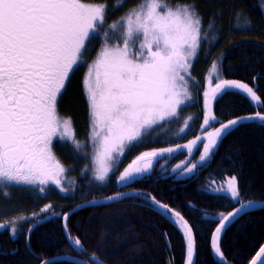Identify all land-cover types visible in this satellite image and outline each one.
<instances>
[{
    "label": "trees",
    "instance_id": "trees-1",
    "mask_svg": "<svg viewBox=\"0 0 264 264\" xmlns=\"http://www.w3.org/2000/svg\"><path fill=\"white\" fill-rule=\"evenodd\" d=\"M81 1L105 5L102 26L105 31L108 25L141 3V0ZM171 2L194 4L202 17V39L197 55L200 71L218 57L221 77L248 84L259 98L255 103L238 91L222 93L214 104L217 124L257 112L264 114V0ZM102 43L101 36L88 45L89 52L80 70L71 75L58 104L60 113L72 117L81 144L79 152L64 142L53 146V152L64 156L69 169L65 175L66 195L56 193L43 199L30 189L15 194L9 203L4 202L10 210L25 214L18 218L14 236L9 230L0 232V264H42L59 256H71L88 264L96 261L100 264H188L187 240L181 221L174 215L177 212L194 232L196 264H226L217 261L211 249L212 235L222 214L234 212L241 202H254L251 206L264 203V121L238 124L222 138L211 158L196 166L188 178H177V173H172L173 167L188 155L181 152L167 160H158L149 174L131 183L119 186L121 170L115 167L109 182L100 184L94 178L89 112L81 77ZM152 133L149 131L133 150L125 152L122 164L132 162L146 150L168 145L164 136L156 137ZM233 176L237 179L239 201L210 192L214 187H226L227 180ZM125 193L130 196L117 197ZM153 198L171 208L173 214L158 207ZM101 200L105 201L87 206ZM78 207L84 208L68 218L65 232L63 217ZM69 235L79 238L81 246H75ZM263 244L264 208L226 224L220 241L223 255L232 264H249ZM93 256L95 260L90 259Z\"/></svg>",
    "mask_w": 264,
    "mask_h": 264
},
{
    "label": "snow or ice",
    "instance_id": "snow-or-ice-1",
    "mask_svg": "<svg viewBox=\"0 0 264 264\" xmlns=\"http://www.w3.org/2000/svg\"><path fill=\"white\" fill-rule=\"evenodd\" d=\"M104 16L105 5L81 0H0V184L45 185L51 181L61 192L67 191L60 186L59 177L66 169L53 155V138L59 137L76 152L81 150V144L71 120L58 114L57 101L70 73L79 70L89 52L88 45L97 37L102 36L103 43L96 58L87 65L83 80L90 139L96 145L99 161V167L94 170L96 181L104 182L113 167L105 161L117 162L113 153L123 156L133 150L153 125L163 127L161 122L177 117L180 105L191 99L185 77L202 39V17L196 5L141 0L121 21L108 25L107 31L102 27ZM208 27L211 29L213 25ZM216 87L225 93L239 89L253 101L259 100L252 88L237 81L221 80ZM252 118L264 121V115L257 112L255 117H241L215 127L211 122L216 117L210 120L205 116L204 125L213 127L214 131L207 134L208 142L203 145L200 161L208 157L217 138L227 135L244 119ZM187 126L185 122L184 127ZM173 151L167 148L159 153L146 152L138 159ZM150 166V161L143 167L133 168L130 164L118 182L131 180ZM195 167L192 164L187 172ZM227 184V191L239 201L236 177H231ZM44 191L41 187L40 192ZM153 202L173 214L167 205L159 204L154 198ZM253 203L241 202L234 212L222 214L212 237V247L221 257L218 237L225 222L231 223L230 217L234 219ZM174 215L184 220L180 213ZM63 219L67 232L68 216ZM16 223L10 222L13 235L17 231ZM7 227L0 224V228ZM182 227L187 240V261L192 264V228L186 221ZM69 239L75 246H81L79 238L69 235ZM260 253H264V248Z\"/></svg>",
    "mask_w": 264,
    "mask_h": 264
},
{
    "label": "rangeland",
    "instance_id": "rangeland-1",
    "mask_svg": "<svg viewBox=\"0 0 264 264\" xmlns=\"http://www.w3.org/2000/svg\"><path fill=\"white\" fill-rule=\"evenodd\" d=\"M82 3H84V2H82ZM86 4H88V3H86ZM125 16H126V14L123 17H125ZM122 18L118 21H121ZM198 51H199V48L197 49V55H198ZM197 55L190 60L191 68L189 69V73L185 77V79L188 81V91L191 95V99L186 100L184 104L180 105V107L177 109V117H173L166 122H161L163 124V127H161L160 125H153L154 130H153L152 134L155 135L156 137L164 136L165 137L164 142H167L168 145H166L165 147H162V148H155V149L146 150L140 154L141 155L140 157H142L143 154L146 152H148V153H151V152L159 153L163 149H167V148H172V149H174V151L171 153L165 152L163 155H156L153 160H150L151 166L148 168V170L146 172H143L141 174V176L151 172L152 169L154 168V166L156 165L157 160L166 159L168 157H172L176 154L183 152V153H188V155L184 158L183 161L178 162L173 167L174 169H172V173H177V178H181V179L188 178L189 176H191L194 173L195 168L192 170V172H187V169L190 168L192 166V164H195L196 166H198V165L204 163L205 161H207L208 159H210L212 156V153L215 151L218 144L220 143V141L224 137L223 136L221 138L216 139V143H215L214 147L211 149L208 157L205 159V161L201 162L200 156L203 154V145L208 142L207 134L211 131H214L213 127L204 125V123H203L204 118H205V116H208L209 119L211 120V117L215 116V113H214L215 101L219 95L224 93L223 90L218 89L216 86H217V84H219L221 82V80H225V79H223L221 77V71H220L221 65H220V61H219L218 57L213 58L211 63L208 65V67H206L204 69V71H200V69L198 68V65H197ZM213 64L216 65L215 68L213 67ZM81 66H82V64L80 65V67ZM79 70H80V68H79ZM77 71H75V72H77ZM87 71H88V68L86 67V69L84 70L83 75L81 77L82 82H83V80L87 74ZM74 73H70L69 79L66 82L65 88H66V86L70 80L71 75H73ZM237 82L246 84V83L240 82V81H237ZM246 85H248V84H246ZM249 87L252 88L251 86H249ZM230 90L241 92L247 98L251 99V97L247 93L243 92L242 90H239V89H230ZM230 90H228V91H230ZM83 91H84L83 98H84V102H85L86 110H87V114H88L89 110H88V106H87V98H86L84 85H83ZM253 91L255 92L254 89H253ZM205 93H207L208 95L205 96ZM254 102L257 103L258 101H254ZM57 110H58V114L61 117L69 118L71 120L72 129L74 130L75 137L77 140L80 139V138H77L78 137L77 129L75 127L76 125H74L75 123H74L72 117L68 114L60 113L59 107L57 108ZM260 114L264 115L262 113H260ZM255 115L244 116V117H255ZM237 119H239V118H237ZM216 120L212 121L211 123L215 124V127H219L220 124H217ZM247 121H261V120L258 118L244 119L241 123L247 122ZM185 122H187V125H188L187 128L184 127ZM181 128H184L183 132L180 131ZM90 135H91V133H90ZM198 137L200 139H197ZM194 140L196 141L195 144L192 143V141H194ZM61 143H62V141H60L59 137H54L53 142H52V146H54V144L61 145ZM91 143H92V147H91L90 155H91V158L93 160V165L95 166L94 167V170H95L96 168L99 167V161L96 159V145L92 140H91ZM184 145H188V148H185ZM66 149L67 148L65 147L62 149V151L66 150ZM52 152H53V149H52ZM53 155L61 163V165L66 169V171L59 177L60 186L65 188L64 187L65 179H66L65 175L67 174V170H69L68 166L65 163L64 156L62 154H60L58 152H53ZM124 155L123 156H117L116 153H113V156L116 157L117 162L114 163L113 161H105V164H112L113 167L109 171L105 181L104 182L97 181L98 183H100V184L108 183L109 180L111 179V175L113 174L115 167H116V169H117V167H119V169L121 170L120 174H122L123 171L126 168H128L130 163L122 164V161L124 160ZM163 161H165V160H163ZM147 162H149V161L142 163L141 167H143L144 164ZM177 165H179L180 167L178 168ZM66 182H68V181H66ZM127 182H129V181H127ZM127 182H118V185L122 186L123 184H125ZM48 183H49L48 185H51L50 187L47 184H45V185H40V184H34V185L9 184L7 186L0 184V190H1L0 193L3 190L6 192V193L3 192L0 194V199H2L0 201V206H2V207H3V205L6 206L5 207L6 209H4V210L0 209V224L9 225V227H7V228H0V232H3L5 230H9L12 234L10 222L16 221L18 223V221H19L18 218L21 217V215L25 214L24 211L10 210L11 208L9 206H7L6 203H9L10 201H12L15 197V194H17L19 192L26 193V192H29L30 189H32L39 194L44 193V195H49L50 197H54L56 195V193H59L62 196L65 195L66 192H61L60 188L57 187L56 184L52 183L51 181H49ZM236 183H237V179H236ZM226 185L227 186L224 188L223 187H214V188L210 189V192L215 193V194L226 195V196L230 197L233 201H237V200H234L231 196V193L227 191L228 184L226 183ZM45 186H47V187H45ZM237 186H238V184H237ZM41 187H43L45 189L44 192H40ZM55 189H57V190L55 191ZM4 202H6V203H4ZM40 212L43 213L44 211L40 210ZM35 216H36V213L31 214V217H35ZM26 218H28V216L24 217L23 219H26ZM224 229H222V231L218 237V245H219L220 249H221L220 241H221V237H222V234L224 232ZM214 234H215V231H214L213 235ZM213 235H212V237H213ZM12 236H14V235L12 234ZM211 249H212L213 255L215 256L217 261L222 262V263H226V264H232L231 262L226 260L225 256L222 253V250H221L222 257H221V255H218L215 252V250L212 247V240H211Z\"/></svg>",
    "mask_w": 264,
    "mask_h": 264
},
{
    "label": "water",
    "instance_id": "water-1",
    "mask_svg": "<svg viewBox=\"0 0 264 264\" xmlns=\"http://www.w3.org/2000/svg\"><path fill=\"white\" fill-rule=\"evenodd\" d=\"M154 157H146L144 159H138L136 160L132 167L136 168V167H140L141 164L145 161H149L152 160ZM139 174L135 175L134 177H138ZM124 197H129V195H123V196H119V198H124ZM115 199V198H114ZM112 200V199H110ZM105 200H101V201H96L95 203H90L87 206H94L95 204H100L103 203ZM84 207H80L78 209L72 210L71 212L68 213V217H71L74 213H76L77 211L81 210ZM264 208V203L263 204H259V205H254L251 207H247L245 209H242V211L234 218H238L240 216H243L245 214L257 211ZM179 219V217H177ZM233 218L230 217V220H234ZM183 222H185V219L183 221H181V223L183 224ZM228 223V222H226ZM188 224V223H187ZM189 225V224H188ZM190 226V225H189ZM192 235H193V240H194V253H193V257H192V264H196V260H197V247H196V241H195V236H194V232L192 230ZM261 248H264V244ZM260 248V249H261ZM260 249L259 251L256 253V255L254 256V258L252 259V261L249 264H252L253 260L256 261V264H264V253H260ZM49 262V264H53V263H57V262H68V263H72V264H88L80 259L71 257V256H59V257H55V258H51L46 260ZM44 264V262L42 263Z\"/></svg>",
    "mask_w": 264,
    "mask_h": 264
},
{
    "label": "flooded vegetation",
    "instance_id": "flooded-vegetation-1",
    "mask_svg": "<svg viewBox=\"0 0 264 264\" xmlns=\"http://www.w3.org/2000/svg\"><path fill=\"white\" fill-rule=\"evenodd\" d=\"M66 82H67V81H66ZM65 85H66V83H65ZM64 89H66V88H64ZM64 91H65V90L62 91V94L64 93ZM62 94H61V95H62ZM61 95H60V96H61ZM60 96L58 97L57 106H58V103H59V100H60ZM52 147H53V146H52ZM140 176H141V174H140ZM48 184H49V183H47V185H48ZM48 186L50 187L51 185H48ZM45 187H47V186H45ZM45 198H46V197H45Z\"/></svg>",
    "mask_w": 264,
    "mask_h": 264
}]
</instances>
